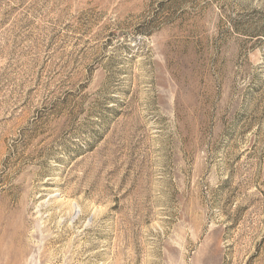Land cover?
I'll return each instance as SVG.
<instances>
[{"label":"rangeland","instance_id":"rangeland-1","mask_svg":"<svg viewBox=\"0 0 264 264\" xmlns=\"http://www.w3.org/2000/svg\"><path fill=\"white\" fill-rule=\"evenodd\" d=\"M0 264H264V0H0Z\"/></svg>","mask_w":264,"mask_h":264}]
</instances>
